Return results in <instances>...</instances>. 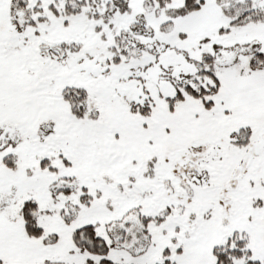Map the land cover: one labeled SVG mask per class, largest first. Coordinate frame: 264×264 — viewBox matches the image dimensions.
I'll return each instance as SVG.
<instances>
[{"label": "snow or ice", "instance_id": "obj_1", "mask_svg": "<svg viewBox=\"0 0 264 264\" xmlns=\"http://www.w3.org/2000/svg\"><path fill=\"white\" fill-rule=\"evenodd\" d=\"M0 264H264V0H0Z\"/></svg>", "mask_w": 264, "mask_h": 264}]
</instances>
